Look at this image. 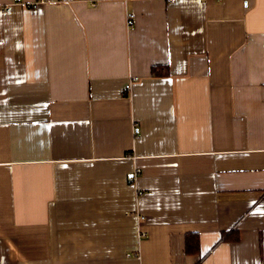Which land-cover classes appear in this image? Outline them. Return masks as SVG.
Wrapping results in <instances>:
<instances>
[{
    "label": "crops",
    "instance_id": "crops-1",
    "mask_svg": "<svg viewBox=\"0 0 264 264\" xmlns=\"http://www.w3.org/2000/svg\"><path fill=\"white\" fill-rule=\"evenodd\" d=\"M0 264H264V0H0Z\"/></svg>",
    "mask_w": 264,
    "mask_h": 264
},
{
    "label": "built area",
    "instance_id": "built-area-1",
    "mask_svg": "<svg viewBox=\"0 0 264 264\" xmlns=\"http://www.w3.org/2000/svg\"><path fill=\"white\" fill-rule=\"evenodd\" d=\"M17 2H19L20 0H15ZM170 1H175V0H170ZM127 13V16H126V24L128 27H131L134 25V21H135V18H136V14L130 10H127L126 11ZM136 80V77H133L132 80L130 82H128L127 84V89L128 88H131L132 87V81ZM132 179V177L130 178V180Z\"/></svg>",
    "mask_w": 264,
    "mask_h": 264
}]
</instances>
